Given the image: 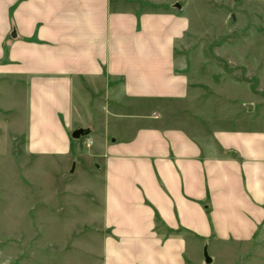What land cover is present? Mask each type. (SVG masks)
Segmentation results:
<instances>
[{"label": "crops", "instance_id": "0c3cea01", "mask_svg": "<svg viewBox=\"0 0 264 264\" xmlns=\"http://www.w3.org/2000/svg\"><path fill=\"white\" fill-rule=\"evenodd\" d=\"M180 1L0 0V150L60 161L106 264H264L263 35Z\"/></svg>", "mask_w": 264, "mask_h": 264}, {"label": "rangeland", "instance_id": "374dc122", "mask_svg": "<svg viewBox=\"0 0 264 264\" xmlns=\"http://www.w3.org/2000/svg\"><path fill=\"white\" fill-rule=\"evenodd\" d=\"M190 4L200 13L198 45L212 48L237 39L254 45L263 35L264 62V0ZM247 88L264 116V84L252 79ZM17 145L0 150V264H106V232L92 221L93 206L82 204L78 182L62 176L66 170L59 160L31 157L24 141ZM69 184L74 190L63 196Z\"/></svg>", "mask_w": 264, "mask_h": 264}, {"label": "water", "instance_id": "95a60500", "mask_svg": "<svg viewBox=\"0 0 264 264\" xmlns=\"http://www.w3.org/2000/svg\"><path fill=\"white\" fill-rule=\"evenodd\" d=\"M87 134H89V131H88V130L78 129V130H76V131L73 133V138H74V139H79V138H81L82 136H86ZM206 261H207V263L210 262V259H209V257H208L207 254H206Z\"/></svg>", "mask_w": 264, "mask_h": 264}, {"label": "built area", "instance_id": "2783aa9c", "mask_svg": "<svg viewBox=\"0 0 264 264\" xmlns=\"http://www.w3.org/2000/svg\"><path fill=\"white\" fill-rule=\"evenodd\" d=\"M92 143V142H91ZM90 144V143H89Z\"/></svg>", "mask_w": 264, "mask_h": 264}]
</instances>
